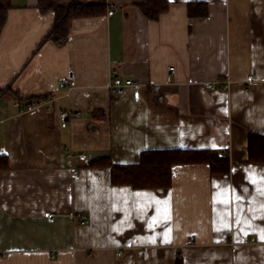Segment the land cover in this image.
Wrapping results in <instances>:
<instances>
[{
  "label": "crops",
  "instance_id": "obj_1",
  "mask_svg": "<svg viewBox=\"0 0 264 264\" xmlns=\"http://www.w3.org/2000/svg\"><path fill=\"white\" fill-rule=\"evenodd\" d=\"M79 1L105 12L56 45L40 43L52 12L10 0L0 86L23 99L0 97V264H264V162L247 154L264 134V0H169L155 20L143 0ZM113 76L134 83L112 95ZM27 96L44 102L21 111ZM62 111L81 115L61 126ZM172 147L218 150L229 171L180 163L170 187L111 183L106 160Z\"/></svg>",
  "mask_w": 264,
  "mask_h": 264
},
{
  "label": "trees",
  "instance_id": "obj_2",
  "mask_svg": "<svg viewBox=\"0 0 264 264\" xmlns=\"http://www.w3.org/2000/svg\"><path fill=\"white\" fill-rule=\"evenodd\" d=\"M38 10L45 14L52 12L54 16L48 32L43 36L40 43L51 41L56 45H64L69 35V24L74 18L97 16L105 12L106 4L87 3L79 0H72L64 4L60 0H37ZM169 0H143L137 4L141 13L151 20L167 10ZM10 0H0V35L6 22L7 11L11 8ZM8 95L17 100L23 99L18 90L12 89L11 84L0 86V97ZM46 98V97H45ZM27 104H38L39 97L27 96ZM248 160L252 162H264V134L249 132L247 135ZM139 161L130 164L112 163L106 160L110 168V181L113 185L125 184L134 188H159L170 187L171 166L180 163H208L210 170L216 172H228L229 157L218 150L207 148L183 149L178 147L145 149L139 154ZM8 166L7 158L0 154V169ZM176 264H183L182 258L176 256Z\"/></svg>",
  "mask_w": 264,
  "mask_h": 264
},
{
  "label": "built area",
  "instance_id": "obj_3",
  "mask_svg": "<svg viewBox=\"0 0 264 264\" xmlns=\"http://www.w3.org/2000/svg\"><path fill=\"white\" fill-rule=\"evenodd\" d=\"M74 80V73H72L71 71L69 72V74L67 76H64L62 78L59 79V86L61 87H65L66 89H70V84L73 82ZM134 81L132 79H126V80H122L120 77L118 76H113L110 84H109V89H110V92L112 93V95L114 94H120L121 92H123V90L129 85V84H133ZM206 86L208 88H214L213 84H209L207 83ZM223 87H226V84L223 85ZM158 87L155 88V90L157 89ZM40 103L44 102L43 100L41 101H38ZM15 104L16 106H19L20 103H18V101H15ZM34 105L36 104H29L26 108H19V110H28L30 108H32ZM72 111H62L60 112L59 116H60V125L61 126H65L66 125V122L68 120L69 117H71L72 115ZM73 114H76V115H81V113L79 111H76L74 112ZM79 157L82 158V159H85L86 158V155L81 153L79 154ZM44 216H52V214H50L48 211L45 212ZM189 242V241H188ZM119 253V252H118ZM117 253V254H118ZM137 254L140 258H143V259H147V247H141L138 249L137 251Z\"/></svg>",
  "mask_w": 264,
  "mask_h": 264
}]
</instances>
